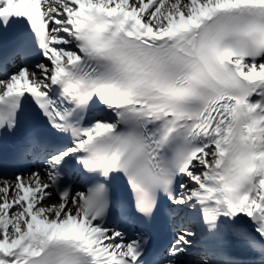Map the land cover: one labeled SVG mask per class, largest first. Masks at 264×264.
<instances>
[{
  "label": "snow or ice",
  "instance_id": "obj_1",
  "mask_svg": "<svg viewBox=\"0 0 264 264\" xmlns=\"http://www.w3.org/2000/svg\"><path fill=\"white\" fill-rule=\"evenodd\" d=\"M22 131L0 264H264V0H0Z\"/></svg>",
  "mask_w": 264,
  "mask_h": 264
}]
</instances>
